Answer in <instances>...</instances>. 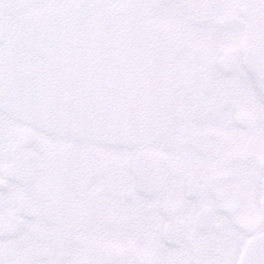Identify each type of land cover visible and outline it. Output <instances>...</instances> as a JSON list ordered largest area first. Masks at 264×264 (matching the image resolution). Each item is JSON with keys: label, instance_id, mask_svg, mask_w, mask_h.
<instances>
[{"label": "snow or ice", "instance_id": "6c2138e0", "mask_svg": "<svg viewBox=\"0 0 264 264\" xmlns=\"http://www.w3.org/2000/svg\"><path fill=\"white\" fill-rule=\"evenodd\" d=\"M0 264H264V0H0Z\"/></svg>", "mask_w": 264, "mask_h": 264}]
</instances>
